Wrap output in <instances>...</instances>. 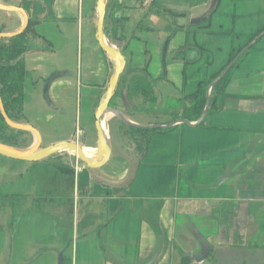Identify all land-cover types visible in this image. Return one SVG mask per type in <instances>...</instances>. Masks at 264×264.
I'll return each mask as SVG.
<instances>
[{
	"label": "crops",
	"instance_id": "0c3cea01",
	"mask_svg": "<svg viewBox=\"0 0 264 264\" xmlns=\"http://www.w3.org/2000/svg\"><path fill=\"white\" fill-rule=\"evenodd\" d=\"M92 1L0 0L20 8L0 10V24L10 32L19 29L9 24L16 13L42 21L35 31L48 42L31 38L38 44L31 48L29 41L25 55L27 80L33 74L32 87L39 86L33 93H42L43 79H51L43 94L50 96L49 104H62L69 93L76 111L79 93L87 113L103 98L110 69L109 59L93 44V21L87 17ZM216 1L167 0L162 5L185 16L168 24L165 17L147 14L155 30L138 31L125 48L121 45L125 66L143 64L147 54L149 73L164 77L155 84L160 106L194 93L200 81L225 64L232 47L246 42L230 17L232 4L243 2L240 9L245 1ZM50 29L58 32L62 47L52 48ZM253 45L224 88L222 108L203 123H168L166 115L133 119L139 125L174 124L151 137L123 194L114 188L127 184L131 168L124 140L116 135L117 120L123 121L114 114L107 138L110 159L90 169L74 158L72 228L64 264H179L180 254L191 256L190 264L197 257L203 264H264V33ZM69 48L75 74L67 71ZM68 79L72 89L66 87ZM94 142L88 133L84 143L91 157ZM17 252L0 230V264L20 263Z\"/></svg>",
	"mask_w": 264,
	"mask_h": 264
},
{
	"label": "trees",
	"instance_id": "16d2710c",
	"mask_svg": "<svg viewBox=\"0 0 264 264\" xmlns=\"http://www.w3.org/2000/svg\"><path fill=\"white\" fill-rule=\"evenodd\" d=\"M2 1L6 2V0ZM113 1L115 0L107 1L103 30L104 35L111 42L122 44V48L126 47L129 40L136 38L138 31L155 30L147 21V14L165 17L169 21L168 24L177 22V16H185L184 13L166 8L165 5H159L157 0H117L116 4H119L117 7H115L116 5ZM129 3L130 5H128ZM232 12L234 13L233 10ZM93 14L94 7L89 10L87 17L92 19ZM40 22H42L40 19L30 18L22 32L11 37L0 38V98L7 116L11 121L16 123H29L24 111V99L27 94L26 80L28 75L25 65V55L30 49L29 41L31 38L38 37L44 43L48 42L35 31V27ZM206 26L208 25L206 24ZM179 27L182 28L183 25L180 24L173 30L171 29L172 32L179 29ZM263 31L264 27L246 35V42L242 46L232 47L225 64L207 79L200 81L194 93L185 95L180 99H168L161 103V106L158 102L155 84L160 79H164V77H153L149 73L148 66L150 59L146 54L143 64L139 66H125L109 106L115 100L132 119L143 116L151 120L158 116L166 115L170 118L168 123L178 120L194 122L200 118L207 98H209V106L204 118L200 122L201 124L208 115L216 113L222 108V93L230 80L233 69L239 65L254 45H251L234 61L225 74L213 84L208 93L210 84L238 53ZM0 32H10L5 23L0 24ZM149 123L150 121L144 125H149ZM168 129L169 127H161L160 125L138 127L117 120L116 135L119 139L124 140V157L130 165L131 176L126 185L114 188L116 192L123 194L126 186L134 180L140 163L147 153L151 137L156 133L165 132ZM0 143L24 149L34 143V135L29 131L10 127L0 114ZM82 143H84L83 140ZM57 155L58 153H54L46 159L33 162L13 160L24 164L29 163L33 166H42L45 169L43 171L44 175L43 172L38 175L42 183L36 184L38 189L36 195H10L18 202L17 206L19 211H21L22 205L27 203L28 198L34 197L39 204L38 207L42 211L48 212L46 209L49 210L51 207H55V214L61 216L65 212L63 207L67 206V214L72 217L74 169L71 165L72 161L69 163H52V157ZM72 160L74 159L72 158ZM46 174H48L47 180H45ZM0 198H4V195ZM69 226L72 228V222H70ZM179 257V264H190L192 261V257L186 254H180Z\"/></svg>",
	"mask_w": 264,
	"mask_h": 264
},
{
	"label": "rangeland",
	"instance_id": "374dc122",
	"mask_svg": "<svg viewBox=\"0 0 264 264\" xmlns=\"http://www.w3.org/2000/svg\"><path fill=\"white\" fill-rule=\"evenodd\" d=\"M165 1L167 0H157V3L159 5H162L163 3L166 4ZM233 1L234 0H231V2ZM244 1V4L246 5H242L243 2H236L235 4H232V10L234 13L232 11L230 12V17L233 14L231 18L236 19L235 27L237 32H242L239 34L241 36L240 38H244L246 35L253 33L254 30H256V26H264V0ZM251 1L257 4L256 8L253 6V4H250ZM113 2L116 5L115 7L119 5L116 4L117 0ZM216 2L218 3L219 0ZM240 3H242L241 5L244 7L241 6L239 9L238 6ZM91 6L94 7L92 21L93 30L95 31L96 20L98 17L96 11V0L92 1ZM22 21V14L16 13L15 19L11 20L9 24L18 26V28H20ZM44 27L46 29L47 26L45 25ZM50 31L52 33L51 37L53 40L52 48L59 46L62 47L64 44H58L60 39L58 32L54 29H50ZM106 39L112 47L121 51L122 44L111 42L107 37ZM30 41L31 48L32 46L34 48L35 45L38 44V40ZM93 44L97 45L99 49L95 38L93 40ZM68 45L71 46V43ZM242 45L243 44L240 46ZM68 50L69 52L66 57L67 61H65L68 65L67 71L69 74H75V56L72 54L71 48ZM83 50L85 52V49ZM250 50H252V48H250ZM109 61L110 69L108 77H110L112 74L114 67L113 62L110 59ZM235 70L236 68L233 69V71ZM32 77L33 74H31L30 80L26 81L27 94L24 99V111L29 121L28 124H34L33 126H36L37 129L42 133L44 137H42V146L65 141L60 139L62 137L66 138L69 136L71 139L68 141L78 142V144L82 145L85 150H88L87 148H91L89 145L82 143V140L84 141V139H86L88 136V133H91L93 136H95V142H97L93 116V112L96 108L87 113L83 102L80 103L82 100L81 96H79V93L77 94L76 98V111H73V103L71 102V95L69 93L62 96V104H49L48 102L50 96L43 94L44 88L50 84L51 79L49 81L43 79V83L45 82L43 89L41 90V92H43L40 94H34L33 90L39 86L35 85L32 87ZM72 85L73 82L71 79H68V84H66V87L72 89ZM43 98L44 101L40 102ZM110 108L125 114L124 110L119 107V103L115 100H113ZM125 116L128 118V120L134 122L132 118L129 116L127 117V115ZM112 117L113 113L108 112V118L106 121L107 126L105 128L107 138L110 134V123L113 119ZM32 145L22 150L27 151L31 149ZM51 155L52 154L46 156L43 159H46ZM4 158L5 157L2 158V156H0V197L4 195V198H0V230L7 233L10 245L18 250L16 256L17 258L19 256L22 258L18 264H64L66 262V256L69 250V244H67L70 235L69 224L72 222V217L67 214V206L63 207L65 212H63L61 216L56 215L54 212L55 207H51L49 210L46 209L48 212H45L44 210L42 211V209L38 207L39 204L36 202V198L32 197L30 199L28 198L27 203L23 204V207L20 209L21 211H19L17 206L18 202L10 195H36V193H38L36 184L42 183V180L41 178H38L40 177L38 175L45 169L42 166H33L29 163L24 164L22 162H15L11 159ZM72 158L74 159L75 155L67 152H60L57 156L52 157L51 162L55 164L61 162L69 163L70 161H73ZM47 176L48 174H46L45 180L48 179ZM7 255L9 257L8 252Z\"/></svg>",
	"mask_w": 264,
	"mask_h": 264
},
{
	"label": "water",
	"instance_id": "95a60500",
	"mask_svg": "<svg viewBox=\"0 0 264 264\" xmlns=\"http://www.w3.org/2000/svg\"><path fill=\"white\" fill-rule=\"evenodd\" d=\"M107 1L108 0H96V11H97L98 17L96 20L95 40L99 46V49L102 51V53L113 62L114 67H113V72L108 79L106 89L104 92V96L94 111V127L96 131L97 142H96V145L93 147L92 153L96 154V156L93 157V159L90 158L91 154L87 153L85 148L75 141L65 140V141H60V142H56L53 144H49L46 146H42L41 144L42 136H41L40 131L31 124H28V123L21 124V123H16V122L11 121L4 110L1 98H0V114L3 117L4 121L6 122V124L14 129L25 130V131L31 132L35 137V141L31 149L27 151H23L22 149L11 147V146L0 143V156L8 158V159H12V160L33 162V161L41 160L50 154L67 152V153H71L75 155V157L79 159L81 162H83L88 168L94 169V168L103 166L110 159V155H111V147L107 140L106 132L102 126V116L105 113L111 112L116 117H118L120 120H122L124 123H127L129 125L138 126V127L154 126V125H139L132 121H129L119 111L114 110L110 108L109 106L110 100L112 99L114 93L116 92L119 79L124 71L125 58L120 50L112 47L108 43L104 35L103 29H104ZM0 10L12 11V10H20V8L0 3ZM27 23H28V18L26 17V15H24L23 22L19 29L13 32H0V38L11 37V36H14L22 32L25 29ZM263 33L264 31L259 33L255 37V39H253L247 46H245L238 53V55L224 68V70L220 73V75L210 84L209 91H210V88L213 86V84L217 82L225 74V72L231 67L234 61L246 49H248L251 45H253L254 42L257 39H259ZM208 106H209V98H207L205 108L200 118L198 119V122L202 121V119L204 118L206 111L208 109ZM176 122L188 123L182 120H178ZM173 124L174 123H171L170 125H165L161 127H170ZM98 153H101V157L99 159H96L97 155H99ZM196 259L200 260L201 258L197 257Z\"/></svg>",
	"mask_w": 264,
	"mask_h": 264
},
{
	"label": "bare ground",
	"instance_id": "6f19581e",
	"mask_svg": "<svg viewBox=\"0 0 264 264\" xmlns=\"http://www.w3.org/2000/svg\"><path fill=\"white\" fill-rule=\"evenodd\" d=\"M107 118H108V113H105L103 116H102V126H103V128H104V130H105V128H106V121H107ZM94 157L96 156V154L95 155H93ZM98 156V155H97ZM101 156V155H100ZM90 158H92L93 159V157H91V155H90ZM99 158V157H98Z\"/></svg>",
	"mask_w": 264,
	"mask_h": 264
},
{
	"label": "built area",
	"instance_id": "2783aa9c",
	"mask_svg": "<svg viewBox=\"0 0 264 264\" xmlns=\"http://www.w3.org/2000/svg\"><path fill=\"white\" fill-rule=\"evenodd\" d=\"M75 169H76V166H75ZM193 264H203V261L202 260H194Z\"/></svg>",
	"mask_w": 264,
	"mask_h": 264
}]
</instances>
